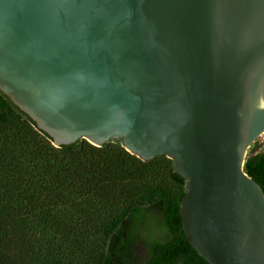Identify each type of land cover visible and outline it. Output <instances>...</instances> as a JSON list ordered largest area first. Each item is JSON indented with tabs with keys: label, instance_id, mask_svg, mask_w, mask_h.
Listing matches in <instances>:
<instances>
[{
	"label": "water",
	"instance_id": "obj_1",
	"mask_svg": "<svg viewBox=\"0 0 264 264\" xmlns=\"http://www.w3.org/2000/svg\"><path fill=\"white\" fill-rule=\"evenodd\" d=\"M0 92L55 147L115 142L185 179L187 242L264 264V0H0Z\"/></svg>",
	"mask_w": 264,
	"mask_h": 264
},
{
	"label": "trees",
	"instance_id": "obj_2",
	"mask_svg": "<svg viewBox=\"0 0 264 264\" xmlns=\"http://www.w3.org/2000/svg\"><path fill=\"white\" fill-rule=\"evenodd\" d=\"M0 129L18 133L13 142L17 152L6 150L11 163L5 175H10L12 188L0 202V264H75L37 240L36 233L27 241L20 236L19 244L25 245L11 253V232L23 231L15 221L18 211L28 212L32 230L52 234L61 233V213L72 210L75 215L90 206L105 207L113 215L98 229L100 264H129L139 243L148 247L144 264H209L183 231L180 203L186 181L174 171L172 159L142 161L115 142L99 148L82 140L57 148L1 92ZM244 167L264 192V152L247 157ZM14 193L21 202L18 208L9 206Z\"/></svg>",
	"mask_w": 264,
	"mask_h": 264
},
{
	"label": "rangeland",
	"instance_id": "obj_3",
	"mask_svg": "<svg viewBox=\"0 0 264 264\" xmlns=\"http://www.w3.org/2000/svg\"><path fill=\"white\" fill-rule=\"evenodd\" d=\"M15 134H18L15 130L3 131L0 129V202L7 200V198H4V194L12 188L10 175H5V169H8L11 163V159L6 150H13L15 148L16 151L18 149L13 145ZM260 152H264V133L250 146L247 157ZM8 200L9 206L11 207L18 208L21 205V202L18 200V195L15 193ZM80 202L82 205H91L84 199H80ZM71 211L69 213H61V219H59L62 223L60 226L61 233L55 232L52 234L43 228L32 230L33 223L28 212L18 211L15 221H18L22 225L23 231L21 233L12 229L9 251L11 253L14 251L18 253L20 248L25 245L19 244V237L21 236V238L27 241L30 234L36 233L35 237L37 240L44 242L45 245H49L51 249L53 248L56 251V255H60L64 260L71 261V263L75 264H100L99 251L101 249V243L99 240L100 237L98 236V229H101L113 215L105 207L92 208L90 206L87 207L85 212H79L75 215L74 211ZM80 234L82 235L79 236ZM96 234L97 239H95ZM148 258V247L145 244L139 243L132 250L128 257V262L129 264H144Z\"/></svg>",
	"mask_w": 264,
	"mask_h": 264
}]
</instances>
